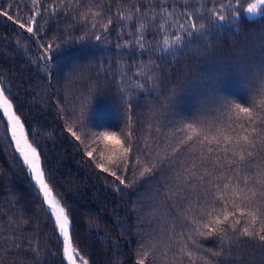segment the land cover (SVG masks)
Returning a JSON list of instances; mask_svg holds the SVG:
<instances>
[{
	"label": "trees",
	"instance_id": "16d2710c",
	"mask_svg": "<svg viewBox=\"0 0 264 264\" xmlns=\"http://www.w3.org/2000/svg\"><path fill=\"white\" fill-rule=\"evenodd\" d=\"M54 3L59 0H40L39 5L33 0H0V6L12 5L9 11L22 19L40 9L35 37L0 17V83L72 222L74 247L89 264H138L141 258L145 264H193L177 252L183 243L194 252V264H264V242L258 238L229 231L222 241L191 230L193 220L207 222L202 213L218 203L227 177L236 175L232 169H240L239 174L254 184L258 168H264V140L255 150L248 149L254 155H245L243 162L231 152L225 159L215 144L197 143L193 148L180 143L187 134L180 129L187 123L211 126L209 135L220 127L228 131L229 123L241 131L237 124L246 122H230L222 115L223 100L215 97L250 106L249 88L254 92L258 87L252 74L264 62V15L248 16L242 11L246 4L236 5V0H167L163 5L151 0L154 8L149 0H63L64 6L53 13L49 5ZM230 4L241 10L238 17ZM136 7L141 13L133 21L118 19L119 12L127 14ZM161 7L173 13V20L188 11L198 25H206L203 35L186 38L171 58L162 57L156 47L163 35L157 27L164 22ZM213 10L226 16L225 21H215L219 27H214ZM92 12L101 13L100 22L111 17L108 32L91 29ZM153 14H158L155 21ZM141 22L146 24L144 51L135 44ZM94 31L100 41L93 38ZM50 43L52 59H40V45ZM225 64L230 74L221 76L214 92V76ZM239 67L243 75L236 71ZM121 88L127 100L121 98ZM82 104L87 106L86 128L77 119ZM255 111L264 116L258 107ZM74 119V130L84 143L67 131ZM255 127L264 135V120ZM103 131L117 132L121 138L132 133L125 140L131 147L127 172L116 169L124 184L96 167L104 144H93L91 133ZM93 149L90 158L87 151ZM153 164L151 173L139 175ZM42 199L0 112V264H67L62 237ZM258 200L253 206L264 209V199ZM189 236L197 243L186 239Z\"/></svg>",
	"mask_w": 264,
	"mask_h": 264
},
{
	"label": "snow or ice",
	"instance_id": "6c2138e0",
	"mask_svg": "<svg viewBox=\"0 0 264 264\" xmlns=\"http://www.w3.org/2000/svg\"><path fill=\"white\" fill-rule=\"evenodd\" d=\"M149 3L152 8L155 7L154 4H151V0H149ZM160 3L163 5L167 3V0H160ZM240 3L246 4V7L242 9L243 12L251 16L264 15V0H254V2H249V0H236V5ZM33 4L39 5L40 0H33ZM63 6V0H59L58 4L54 3L49 5V10L54 13L59 7ZM229 7L233 9L235 16L238 17L241 14V10L237 9L232 4H230ZM11 8L12 5H8V8L0 6V17H6L8 20L18 25L20 29L25 30L26 33L34 37L37 36L38 31L35 25L37 24L36 16L40 15L39 7H36L35 15L23 19L19 15L14 16L9 11ZM149 10V8H146L145 12ZM89 11L91 12V8ZM161 12L163 13L161 19L164 22L159 23L157 27L162 31L163 35L156 47L160 51L162 57L165 55L168 58L176 56L185 46L186 38L190 41L194 35H203L206 31V25L203 23H199L198 25L197 19L193 17L191 12L185 11L181 14V17L175 20H173V13L170 12L168 8L161 7ZM140 13L141 9L136 7L135 9L127 10V14L125 11H121L117 15L120 21L131 22L133 21L134 15ZM157 15L158 14H153L151 19L155 21ZM100 16V12H92L90 27L92 30H97L99 27L101 31L106 33L108 32L109 26L112 24V19L109 16L106 23H104L97 20ZM211 16L214 20V27H219L218 24H215V21L226 20V16L223 13L215 10H213ZM83 18L87 21L89 19L88 13H84ZM231 22L234 23L235 21L232 20ZM145 30L146 24L143 22L139 23L137 27L139 35L135 40V44L141 51L146 50ZM171 33L175 34L172 35ZM85 35H87V33ZM93 38L97 41L102 39L101 35L95 34V31L93 32ZM40 47L43 48L44 55L39 58L50 61L52 59L50 53L53 49V45L50 43L44 48V45L41 44ZM236 71L241 75L245 72L242 67L236 68ZM228 74H230L229 68L228 65L225 64L223 66V71L214 76V92H218L220 88L219 81L221 76ZM252 75L258 87L254 92L249 88V92H252V99L246 101V103L250 106H243L241 103H230L228 98L222 95H217L215 97L217 101L223 100L222 115L227 117L230 122H238L241 120L246 122L237 124V127L241 131H236V128L232 127V124L229 123L228 131L220 127L216 129L215 135H209L211 126L205 127L201 125L197 127L196 123H187L184 129H180V131L187 133L180 143L189 145V147L193 148L197 143L202 144L207 142L209 145L215 144L218 146L219 150L225 153V159H227V153L231 152L233 157L238 156L240 162L245 160V155L252 157L254 151H248V149L255 150L257 143L264 140V135L258 133L255 127L258 120H264V116L255 111L258 107L261 112H264V62H262V66L257 68ZM138 87H143V85H138ZM121 98L125 100L128 99V97L123 94V88H121ZM126 107L130 109L131 104L128 103ZM86 111L87 106L82 104L80 116L77 118L84 128L87 127L84 115ZM0 112L7 118L10 134L15 143V150L23 158V164L27 166L31 178L34 180L35 184L38 185L39 192L42 193L43 199L41 203H46L47 210L54 216V225L58 229L59 235L62 237L63 258L67 261V264H89L88 260L73 246V240L69 233V216L60 201L53 196V189L49 186V182L46 180L45 172L41 166L40 152L30 143L28 132L25 130V123L21 120V116L14 110L13 100L9 99V96L6 94L3 83H0ZM74 129L75 119L73 124L67 127V131L75 140L84 143L81 134H78ZM131 136V132H128L124 138H121V136L114 131L91 133V141L93 144L97 143V141L104 144V150L99 153V162L96 164V167L103 172L110 173L120 184H124L125 181L121 175H117L116 169L127 172L128 155L131 152V147L125 146V140L130 139ZM189 142L192 143L189 144ZM178 150L177 148L173 151L175 152ZM94 151L95 149L87 151V156L92 158ZM207 151L211 153L213 148L209 147ZM233 162L234 161L230 160L229 164ZM135 163H140L138 158L135 159ZM106 165H111L112 167L110 168ZM154 167L155 164H153L152 167L145 166L139 172V175L143 177L146 173H151ZM232 171H234L236 175L227 177V182L223 185V193L217 196L218 203L209 205V210L202 213V215L208 217L207 222L199 224L193 220V227L191 230L200 237L217 235L222 241L226 239L229 231H233L237 232L240 236L254 239L258 238L259 241L264 242V209L253 206L259 203L258 198L264 199V168H258L255 174L254 184L250 183L249 177L239 174L241 171L240 169H232ZM209 183L212 182L209 181ZM213 187L219 189L220 186L219 184H213ZM242 220L244 221L243 225L241 223ZM258 221L259 227H257ZM238 226L240 227L238 228ZM186 239L191 240L192 244L197 243L196 240H192L191 236ZM177 252L186 255L190 260H193L194 264V252L188 249L187 243L181 244ZM146 255L145 253V257ZM138 264H145V258H141Z\"/></svg>",
	"mask_w": 264,
	"mask_h": 264
},
{
	"label": "water",
	"instance_id": "95a60500",
	"mask_svg": "<svg viewBox=\"0 0 264 264\" xmlns=\"http://www.w3.org/2000/svg\"><path fill=\"white\" fill-rule=\"evenodd\" d=\"M14 107V106H13ZM15 110V109H14ZM7 119V118H6ZM10 128V127H9ZM25 130H26V128H25ZM27 131V130H26ZM12 138V137H11ZM29 141H30V139H29ZM14 142V141H13ZM31 143V142H30ZM14 145H15V143H14ZM22 158V157H21ZM22 160H23V158H22ZM26 166V165H25ZM41 166H42V161H41ZM26 168H27V166H26ZM28 170V169H27ZM29 172V171H28ZM29 175H30V173H29ZM46 178V177H45ZM32 179V178H31ZM32 182L34 183V185H35V187L39 190V188H38V185H36L35 184V182H34V180L32 179ZM41 196H42V193H41ZM53 196H55V194H54V192H53ZM42 198H43V196H42ZM55 198L57 199V200H59L56 196H55ZM61 203V202H60ZM46 204V203H45ZM62 205V204H61ZM46 207H47V205H46ZM54 217V216H53ZM69 220H70V218H69ZM71 227H72V222H71V220H70V225H69V233H70V235H71ZM72 237V236H71ZM73 246H74V244H73ZM66 261V260H65ZM66 263H67V261H66Z\"/></svg>",
	"mask_w": 264,
	"mask_h": 264
},
{
	"label": "rangeland",
	"instance_id": "374dc122",
	"mask_svg": "<svg viewBox=\"0 0 264 264\" xmlns=\"http://www.w3.org/2000/svg\"><path fill=\"white\" fill-rule=\"evenodd\" d=\"M248 16H251V15H249V14H247ZM252 17V16H251Z\"/></svg>",
	"mask_w": 264,
	"mask_h": 264
},
{
	"label": "bare ground",
	"instance_id": "6f19581e",
	"mask_svg": "<svg viewBox=\"0 0 264 264\" xmlns=\"http://www.w3.org/2000/svg\"><path fill=\"white\" fill-rule=\"evenodd\" d=\"M26 128V127H25ZM31 142V141H30Z\"/></svg>",
	"mask_w": 264,
	"mask_h": 264
}]
</instances>
